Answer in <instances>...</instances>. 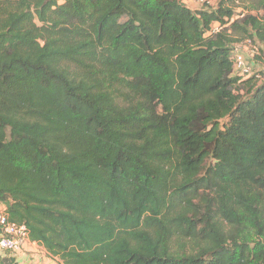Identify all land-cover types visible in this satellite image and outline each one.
<instances>
[{"label":"trees","instance_id":"trees-1","mask_svg":"<svg viewBox=\"0 0 264 264\" xmlns=\"http://www.w3.org/2000/svg\"><path fill=\"white\" fill-rule=\"evenodd\" d=\"M245 39L264 67V0H0L8 220L55 264H264V82L232 74L229 46Z\"/></svg>","mask_w":264,"mask_h":264},{"label":"built area","instance_id":"built-area-1","mask_svg":"<svg viewBox=\"0 0 264 264\" xmlns=\"http://www.w3.org/2000/svg\"><path fill=\"white\" fill-rule=\"evenodd\" d=\"M201 4L214 6L216 0H197ZM245 13V12H244ZM219 29L218 24L214 23L211 25L210 29L206 32L213 33ZM258 46H251V39L244 40L240 45L244 48H250L248 55L241 52L238 48L231 52L232 60V74L234 76H241L242 78H247L249 76L255 75L259 78V71L264 67L259 68L255 63L256 56H259V42ZM261 48V45H260ZM255 63V65H254ZM29 247L40 248L41 253L49 258L51 257L47 251H45L41 245L36 242H32L28 236V230L25 225L17 224L8 220V216L3 208H0V252L6 253L18 260L20 264H23L22 255L27 253ZM51 259H53L51 257ZM32 264H40L38 261H32Z\"/></svg>","mask_w":264,"mask_h":264},{"label":"rangeland","instance_id":"rangeland-1","mask_svg":"<svg viewBox=\"0 0 264 264\" xmlns=\"http://www.w3.org/2000/svg\"><path fill=\"white\" fill-rule=\"evenodd\" d=\"M180 1L183 4H185L187 7H189L190 9H192V10H196V9H200V8L204 7V5L201 4L200 2H198L197 0H180ZM241 12H242V8H240V7L239 8H236V10H235V16L234 17L236 18L237 15H239ZM257 14L258 15H261L262 13H257ZM243 41L232 43L229 46L232 49V51H234V50H236L238 48L239 50H241V52H243V53H245V54L248 55V51H249L250 48L244 49L240 45ZM250 44H251V46H258L257 42L255 43V41H252V40H251V43ZM259 48H260V45H259ZM259 54H260V51H259ZM254 61L259 66V68H263L262 67L263 64L259 60L256 59ZM255 63H254V65H255ZM257 71H259V80L261 82H264V72H263V69H261V70L259 69Z\"/></svg>","mask_w":264,"mask_h":264},{"label":"crops","instance_id":"crops-1","mask_svg":"<svg viewBox=\"0 0 264 264\" xmlns=\"http://www.w3.org/2000/svg\"><path fill=\"white\" fill-rule=\"evenodd\" d=\"M21 258L23 261L25 259H27L26 261H28L29 259H34V261H38V262H40V264H55V262H56L55 259H50V258L45 257L41 253V249L35 248V247H29L27 253H24Z\"/></svg>","mask_w":264,"mask_h":264},{"label":"clouds","instance_id":"clouds-1","mask_svg":"<svg viewBox=\"0 0 264 264\" xmlns=\"http://www.w3.org/2000/svg\"><path fill=\"white\" fill-rule=\"evenodd\" d=\"M44 248V247H43ZM45 249V248H44ZM46 250V249H45ZM49 254V253H48Z\"/></svg>","mask_w":264,"mask_h":264}]
</instances>
